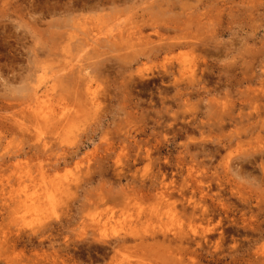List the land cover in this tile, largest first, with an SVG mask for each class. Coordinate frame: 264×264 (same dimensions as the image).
I'll use <instances>...</instances> for the list:
<instances>
[{"label": "rangeland", "instance_id": "1", "mask_svg": "<svg viewBox=\"0 0 264 264\" xmlns=\"http://www.w3.org/2000/svg\"><path fill=\"white\" fill-rule=\"evenodd\" d=\"M101 1L0 0V264H261L264 0Z\"/></svg>", "mask_w": 264, "mask_h": 264}, {"label": "bare ground", "instance_id": "2", "mask_svg": "<svg viewBox=\"0 0 264 264\" xmlns=\"http://www.w3.org/2000/svg\"><path fill=\"white\" fill-rule=\"evenodd\" d=\"M92 1H94V3L97 4V5H99L98 3H101L102 2L101 0H92ZM105 1L106 2H110V3H113L115 0H105ZM173 1L174 0H140L139 1L141 4H146V6H144L141 9V11L143 13L145 11H147L150 14V16L147 19H145V20H144V15H142V17H143L142 19L143 20L141 19V21L142 22H144V21H151L150 23L148 22L147 25L148 24L150 25V27L152 29V33L154 34L156 41H161V40L165 39V37L160 32L159 28L157 26H155V21L152 19V18H154L153 12L155 13V12H158L159 10H162V9H160L162 7V5L165 6L164 10L167 9L168 12L170 10H173V9H168V8H170V5L172 6ZM175 2H177V1L175 0ZM175 2L173 4H176ZM175 7H176V5H175ZM154 9H156V10L153 11ZM164 13H165V11H164ZM164 13H163V15H164ZM111 19L113 20V18H111ZM112 20L110 22H112ZM101 23H102V19L100 21V24ZM133 23H130V24L129 23H125L124 25L122 23H118V22H116V24L107 23L106 25H110V26L107 27L106 30L104 29L105 31H103V32H105L104 33L105 36H102V37L100 35H102L103 32L98 31V28L99 27H95L94 26L93 29H90V30L86 29L87 35L90 36L89 42H87V43H89L91 45L92 44H95V45H98L99 44L100 45L99 42H100V40H102L103 41L102 44H104V45H120V44H123L124 45L127 42H129L130 44H128V45H131V46L139 45L140 43L139 42H134L133 41L134 40L133 38H135L134 35L141 33L142 30H141V27H140L139 24H133ZM136 23H137V21H136ZM97 24H98V22H97ZM101 31H102V29H101ZM137 39H139V37ZM162 42H165V40L162 41ZM162 44H158V46H157L156 51H159V53H167V52H170L172 50L173 46L177 45L178 43H172L171 44V43L168 42L167 44H163V45ZM180 45H178V46H180ZM167 55H168V53H167ZM164 59H166V58L164 57ZM72 65L73 66H76L74 64H72ZM192 66L193 65L191 63L183 64V65H179V67H180L179 69L180 70H183V71H186L187 70L188 72H191L190 69L192 68ZM30 90H31L30 95H28L25 98V99L30 100V101L25 105V108H26L27 111H29V113L32 115L33 118L35 117V119H33L35 121V125H37L39 123V125H43L46 129H48L50 131L52 130L54 132V130L56 128H58V127H60V131L61 130L63 131L67 125L71 124V122L73 121L72 119H70V118H73V117H71L72 114H67L65 112L64 113L63 112H59V111L54 110L51 107H49V108L48 107H44L43 109H40L39 106H38V104H40L42 102L41 95L38 94V90L34 89L33 86L31 87ZM21 125H22V123H21ZM22 126H20V127H22ZM17 127L20 128L19 126H17ZM41 145L42 146H46V143H41ZM259 156H260V161L258 162V164H257V162H255V160L250 161V162L253 163V165H256V166L259 165V166H261V169L260 170L262 171V173H261L260 177H264V166L261 164V162H262L261 159H262V157H264V150L260 153ZM254 168H257V167H254ZM257 170H258V168H257ZM15 174L16 173L13 172V177L16 178V180H18L19 176L18 175L16 176ZM1 191H2V189H1ZM34 213H35V215H37L40 212H34ZM178 238H179V242H181V239L182 238L181 237H178ZM163 240H165V239H163ZM260 263L261 264H264V260L262 262H260Z\"/></svg>", "mask_w": 264, "mask_h": 264}]
</instances>
